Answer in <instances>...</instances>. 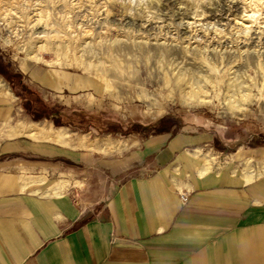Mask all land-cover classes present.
Segmentation results:
<instances>
[{
  "label": "rangeland",
  "instance_id": "obj_1",
  "mask_svg": "<svg viewBox=\"0 0 264 264\" xmlns=\"http://www.w3.org/2000/svg\"><path fill=\"white\" fill-rule=\"evenodd\" d=\"M5 89L51 141L201 134L264 180V0H0Z\"/></svg>",
  "mask_w": 264,
  "mask_h": 264
},
{
  "label": "crops",
  "instance_id": "obj_2",
  "mask_svg": "<svg viewBox=\"0 0 264 264\" xmlns=\"http://www.w3.org/2000/svg\"><path fill=\"white\" fill-rule=\"evenodd\" d=\"M20 111L0 94V264H264L253 155L206 167L201 134L57 143Z\"/></svg>",
  "mask_w": 264,
  "mask_h": 264
},
{
  "label": "trees",
  "instance_id": "obj_3",
  "mask_svg": "<svg viewBox=\"0 0 264 264\" xmlns=\"http://www.w3.org/2000/svg\"><path fill=\"white\" fill-rule=\"evenodd\" d=\"M31 111L33 112V113H35V115H33L32 114V116H33V118H34V120H39V119H42V118H48L47 116H50V115H45V114H43V111H40V112H42V114L41 113H37V109H35V110H32L31 109ZM51 117V116H50ZM55 124L57 125V122H55ZM159 127H161V126H159ZM165 132V130L163 129V130H161V129H157V131H156V134H159V133H164Z\"/></svg>",
  "mask_w": 264,
  "mask_h": 264
},
{
  "label": "bare ground",
  "instance_id": "obj_4",
  "mask_svg": "<svg viewBox=\"0 0 264 264\" xmlns=\"http://www.w3.org/2000/svg\"><path fill=\"white\" fill-rule=\"evenodd\" d=\"M4 92H5V94L10 95V92L8 90L5 89Z\"/></svg>",
  "mask_w": 264,
  "mask_h": 264
},
{
  "label": "built area",
  "instance_id": "obj_5",
  "mask_svg": "<svg viewBox=\"0 0 264 264\" xmlns=\"http://www.w3.org/2000/svg\"><path fill=\"white\" fill-rule=\"evenodd\" d=\"M181 200H182V201H185V200H186V198H185L184 196H182V197H181Z\"/></svg>",
  "mask_w": 264,
  "mask_h": 264
}]
</instances>
